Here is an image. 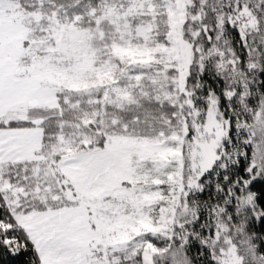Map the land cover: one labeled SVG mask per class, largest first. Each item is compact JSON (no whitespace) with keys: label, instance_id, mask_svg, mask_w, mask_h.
Returning a JSON list of instances; mask_svg holds the SVG:
<instances>
[{"label":"snow or ice","instance_id":"obj_1","mask_svg":"<svg viewBox=\"0 0 264 264\" xmlns=\"http://www.w3.org/2000/svg\"><path fill=\"white\" fill-rule=\"evenodd\" d=\"M0 264H264V0H0Z\"/></svg>","mask_w":264,"mask_h":264}]
</instances>
